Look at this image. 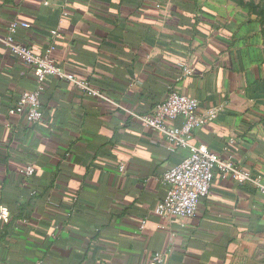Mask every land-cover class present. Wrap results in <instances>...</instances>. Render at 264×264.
Masks as SVG:
<instances>
[{"label":"crops","instance_id":"0c3cea01","mask_svg":"<svg viewBox=\"0 0 264 264\" xmlns=\"http://www.w3.org/2000/svg\"><path fill=\"white\" fill-rule=\"evenodd\" d=\"M188 2L0 0V38L29 24L17 42L39 52L53 41L62 69L110 100L49 77L39 123L9 115L37 82L0 43V264H151L157 252L163 264H264V198L251 182L215 170L193 218L153 212L162 174L186 155L142 121L171 88L207 118L193 143L264 177L257 25L238 9Z\"/></svg>","mask_w":264,"mask_h":264},{"label":"built area","instance_id":"2783aa9c","mask_svg":"<svg viewBox=\"0 0 264 264\" xmlns=\"http://www.w3.org/2000/svg\"><path fill=\"white\" fill-rule=\"evenodd\" d=\"M19 27L29 28V24L19 21L11 23L7 35L0 38V43L26 67L33 69L37 87L34 91L21 94L9 109V115H24L28 123H39L43 117L40 109V92L43 82L49 77L71 83L88 97L110 102L107 96L87 82L62 69L53 57L55 50L53 41L39 52L34 51L29 45L17 42L14 35ZM50 35L52 38L59 36V29L52 30ZM184 73H188V70L184 69ZM198 106L196 99L171 88L166 99L152 108L151 115L142 118L145 127L164 140L170 153L186 151V155L160 178V183L165 187V196L153 210L156 215L183 220L193 218L199 203L209 194L215 170H218L223 178L251 182L256 192L264 198V177H253L247 172H242L233 164L231 158H222L206 147L193 143V131L207 120L206 117L199 115ZM212 117L213 112L209 118ZM177 121L180 123L176 124ZM124 167L121 163L119 172H123ZM23 173L31 177L34 168L25 167ZM151 264H163L162 253H155Z\"/></svg>","mask_w":264,"mask_h":264},{"label":"rangeland","instance_id":"374dc122","mask_svg":"<svg viewBox=\"0 0 264 264\" xmlns=\"http://www.w3.org/2000/svg\"><path fill=\"white\" fill-rule=\"evenodd\" d=\"M214 7L222 8L223 10L238 9L246 13L247 18L255 26L257 25L256 33L259 36V42L264 47V0H206Z\"/></svg>","mask_w":264,"mask_h":264},{"label":"trees","instance_id":"16d2710c","mask_svg":"<svg viewBox=\"0 0 264 264\" xmlns=\"http://www.w3.org/2000/svg\"><path fill=\"white\" fill-rule=\"evenodd\" d=\"M181 2L184 3L185 6H188V5L190 6V5H192V4L195 3V2H193V3H192V2H188V0H181ZM51 37H52V36H51Z\"/></svg>","mask_w":264,"mask_h":264}]
</instances>
